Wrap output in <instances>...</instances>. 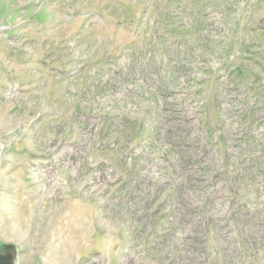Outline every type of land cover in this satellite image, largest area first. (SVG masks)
I'll list each match as a JSON object with an SVG mask.
<instances>
[{
    "label": "rangeland",
    "instance_id": "1",
    "mask_svg": "<svg viewBox=\"0 0 264 264\" xmlns=\"http://www.w3.org/2000/svg\"><path fill=\"white\" fill-rule=\"evenodd\" d=\"M0 264H264V0H0Z\"/></svg>",
    "mask_w": 264,
    "mask_h": 264
}]
</instances>
